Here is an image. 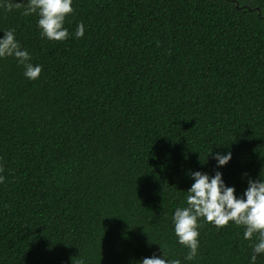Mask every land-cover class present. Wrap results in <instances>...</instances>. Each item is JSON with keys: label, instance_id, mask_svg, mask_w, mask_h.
<instances>
[{"label": "trees", "instance_id": "obj_1", "mask_svg": "<svg viewBox=\"0 0 264 264\" xmlns=\"http://www.w3.org/2000/svg\"><path fill=\"white\" fill-rule=\"evenodd\" d=\"M10 2L0 30L41 72L0 59V264H138L159 245L249 264L257 234L203 218L185 261L171 217L193 171L237 196L264 179V0H73L62 41Z\"/></svg>", "mask_w": 264, "mask_h": 264}, {"label": "clouds", "instance_id": "obj_2", "mask_svg": "<svg viewBox=\"0 0 264 264\" xmlns=\"http://www.w3.org/2000/svg\"><path fill=\"white\" fill-rule=\"evenodd\" d=\"M72 3L73 0H27L23 14L34 13L37 16L36 26L42 38L62 41L69 36L68 29L63 25L66 15L73 12ZM0 7L10 11L13 4L10 0H0ZM0 32H3L0 36V59L14 57L17 64L23 67L26 79H37L41 66L30 62L29 53L16 40L14 30ZM83 34V24H77L74 36L80 38ZM212 158L219 169L230 161L231 153H215ZM190 175L193 182L186 190L187 207H177L171 217L177 243L188 250L184 260L192 261L197 256L198 220L203 218L205 223H212L216 227L225 226L229 221L242 226L246 240L257 234L249 257V264H256L258 255L264 254V179H249L242 196H237L235 188L226 186L218 170L211 176L200 171H193ZM159 247L160 256L153 254L144 257L138 264H181L179 259L166 258L163 246ZM80 264H84V261L81 260Z\"/></svg>", "mask_w": 264, "mask_h": 264}, {"label": "water", "instance_id": "obj_3", "mask_svg": "<svg viewBox=\"0 0 264 264\" xmlns=\"http://www.w3.org/2000/svg\"><path fill=\"white\" fill-rule=\"evenodd\" d=\"M238 5V4H237Z\"/></svg>", "mask_w": 264, "mask_h": 264}]
</instances>
